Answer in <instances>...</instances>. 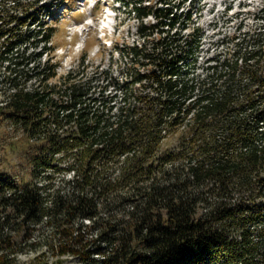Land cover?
<instances>
[{
    "label": "trees",
    "instance_id": "trees-1",
    "mask_svg": "<svg viewBox=\"0 0 264 264\" xmlns=\"http://www.w3.org/2000/svg\"><path fill=\"white\" fill-rule=\"evenodd\" d=\"M173 7L134 5L159 18L153 32L167 33L129 48L145 68L132 79L76 70L58 79L51 61L30 66L20 51L40 30H7L18 36L0 54L12 86L8 118L34 143L31 179L0 174V189L28 213L43 208L40 170L75 173L72 194L54 201L68 212L132 192L131 224L112 226L118 251L83 264H264L263 52L239 38L240 51L202 65L197 37L179 47L170 33L191 19ZM172 135L177 152L164 149Z\"/></svg>",
    "mask_w": 264,
    "mask_h": 264
},
{
    "label": "rangeland",
    "instance_id": "rangeland-1",
    "mask_svg": "<svg viewBox=\"0 0 264 264\" xmlns=\"http://www.w3.org/2000/svg\"><path fill=\"white\" fill-rule=\"evenodd\" d=\"M130 2L135 3L130 6ZM135 4L154 9L170 5L179 14L190 13L191 19L184 18L169 31L176 32L179 47L197 37L202 65L240 51L239 38L251 46L256 43L264 55V0H173L170 4L166 0H0V54L18 37L12 32L6 36L8 29L24 33L31 28L41 33L20 47L30 66L51 61L58 79L72 70L86 76L110 72L114 80L132 79L134 72L145 68L137 64L138 59H131L129 48L145 40L152 44L167 33L153 32L150 27L159 18L139 14ZM47 33L53 34L50 42L43 41ZM6 75L5 67L0 68V174L20 183L31 179L29 147L34 141L8 118L12 86ZM25 75L20 82H26ZM164 149L179 151L177 136H170ZM74 176L68 170H40L34 180L41 188L43 208L34 213L16 209L9 202L11 190L0 189V264H83L85 256L102 259L118 251L119 243H114L118 234L112 226L131 224L132 192L121 189L107 203L97 198L85 210L68 212L54 201L72 194Z\"/></svg>",
    "mask_w": 264,
    "mask_h": 264
}]
</instances>
